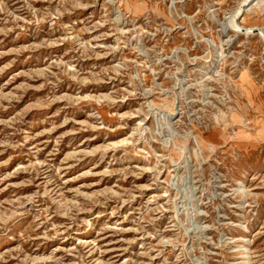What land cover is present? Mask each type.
Listing matches in <instances>:
<instances>
[{
  "label": "rangeland",
  "instance_id": "374dc122",
  "mask_svg": "<svg viewBox=\"0 0 264 264\" xmlns=\"http://www.w3.org/2000/svg\"><path fill=\"white\" fill-rule=\"evenodd\" d=\"M0 0V264H264V0Z\"/></svg>",
  "mask_w": 264,
  "mask_h": 264
},
{
  "label": "bare ground",
  "instance_id": "6f19581e",
  "mask_svg": "<svg viewBox=\"0 0 264 264\" xmlns=\"http://www.w3.org/2000/svg\"><path fill=\"white\" fill-rule=\"evenodd\" d=\"M247 1L250 0H243L244 4L242 6H239L238 11L234 14L232 20H231V25L234 28L240 29V27L238 26V24L235 21V17L240 15L242 13L244 6H246L245 4L247 3ZM247 31V33H250L253 29H259V32L264 36V29L262 27H244Z\"/></svg>",
  "mask_w": 264,
  "mask_h": 264
}]
</instances>
